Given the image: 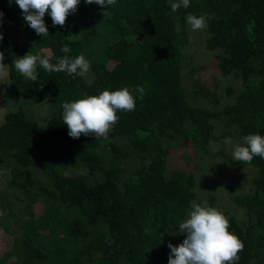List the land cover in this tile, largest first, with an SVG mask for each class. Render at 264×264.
I'll return each instance as SVG.
<instances>
[{
  "label": "trees",
  "instance_id": "16d2710c",
  "mask_svg": "<svg viewBox=\"0 0 264 264\" xmlns=\"http://www.w3.org/2000/svg\"><path fill=\"white\" fill-rule=\"evenodd\" d=\"M103 11L81 0L63 27H53L46 15L49 35L42 37L15 3L0 0V51L11 59L2 99L18 106L0 125V167H8L13 198L0 197V217L5 204V219L20 230L10 249L0 253V264H168V244L183 242L179 224L189 217L190 202L198 203L195 173L168 167L170 149L182 143L202 157L252 167L253 175L243 178L249 191L231 197L243 218L223 214L244 245L237 264H264V159L242 163L222 150L210 152L227 138H240L243 145L249 134L264 135V0H190L175 13L170 0H117ZM189 13L209 17L204 48L216 53L222 77L241 83L234 95L226 89L233 100L221 108L215 92L204 89L212 108L193 106L184 93ZM63 46L71 51L63 53ZM48 48L52 64L64 55H83L92 81L49 73L39 64L36 82L15 70L16 58L29 52L44 57L40 51ZM137 86L144 89L142 99ZM124 87L136 107L117 113L107 139L68 136L63 103ZM31 98L46 100L53 112L42 124L30 118L24 104L39 102ZM217 126L223 128L220 134ZM70 167L87 174L65 175ZM33 168L47 184L35 178ZM214 199L209 197L210 207ZM40 201L44 210L36 215L33 205ZM8 228L0 220V231Z\"/></svg>",
  "mask_w": 264,
  "mask_h": 264
},
{
  "label": "clouds",
  "instance_id": "9594fccd",
  "mask_svg": "<svg viewBox=\"0 0 264 264\" xmlns=\"http://www.w3.org/2000/svg\"><path fill=\"white\" fill-rule=\"evenodd\" d=\"M81 0H8L19 7L26 24L38 35L48 36L45 16H49L52 26L63 27L67 18L77 12ZM117 0H84L87 5L95 4L104 11L114 6ZM190 0H170V7L175 13L181 7L188 8ZM103 11V14H104ZM4 13L0 12V26ZM206 15L196 16L189 13L186 22L192 31L207 28ZM3 35L0 33V41ZM47 51V50H46ZM65 54L70 47L63 46ZM5 57L0 52V77L5 75L8 66L3 61ZM37 64L49 73L65 72L69 76L86 74L91 65L83 55L69 58L64 55L56 64L50 63L47 56L33 55L31 52L22 58H16L14 68L23 77L36 82ZM135 91L143 98L144 89L137 86ZM136 107V100L127 87L116 91L104 90L99 95L86 96L73 102L62 104L63 124L67 126L68 136L79 139L81 135L93 136L96 139H107L110 130L118 123V112H130ZM243 145H236L232 152L233 159L242 163H250L254 157L264 159V135L249 134L243 138ZM231 143V140H226ZM189 217L179 224V231L185 237L178 246L169 243L170 254L168 264H237L238 253L243 250L242 241L229 231L230 224L225 215L207 201L203 204L195 200L190 202Z\"/></svg>",
  "mask_w": 264,
  "mask_h": 264
},
{
  "label": "rangeland",
  "instance_id": "374dc122",
  "mask_svg": "<svg viewBox=\"0 0 264 264\" xmlns=\"http://www.w3.org/2000/svg\"><path fill=\"white\" fill-rule=\"evenodd\" d=\"M187 35L188 41L183 46L184 62L182 80L184 93L193 106L212 108V102L210 101L211 98L210 96H206L204 89H207L209 92H215L218 99V108H221L233 100V96H229L226 89L231 88L234 95L241 89V83L232 77L224 78L221 76L217 68V60L215 58L216 53L207 51L204 48V30L192 31L189 26ZM24 41L25 36L23 33L18 38V46ZM0 52H3L5 57L3 63L9 68L11 60L9 55L4 51ZM52 53L53 52H51L49 48L40 51L42 56H50ZM113 66L114 63L109 64V68H112ZM8 68L5 75L0 77V125L3 123L5 115L18 109V106L14 105L11 101L4 102L2 99V94L9 82ZM83 77L86 82L90 83L93 79V74L89 70L83 75ZM197 92H203L204 95H199ZM31 100L36 102L39 101L33 98H31ZM24 104L30 107L28 108L29 114L32 115L30 118L40 124H42L47 118H50L53 113L50 108L48 111L47 107H49V103L46 100L33 103L32 106L27 102ZM222 129L221 126H217V134H220ZM229 139L231 140V143H226V140ZM118 142H121V140L119 139ZM240 142V138H227L222 143L213 144L210 147V152L211 154H217L222 150L227 154L228 158L233 159L232 152L234 147L239 145ZM194 150L190 144L185 143L171 148L167 158L168 167L170 169L175 168L195 173L196 177L199 179V181L197 179L198 186L196 188L198 203L203 204L204 201L208 202L209 197L214 196L215 199L212 207L218 209L222 213L226 211L231 212L238 219H242L243 212L232 204L231 197L249 191L250 185L244 183L243 178L245 176L250 178L253 175L252 167L228 165L220 157H202L201 153L199 154L198 151ZM32 170L37 180L43 181L47 184L46 178L39 174L37 168H33ZM63 171L65 175H76L79 173L87 174L85 168L77 169L76 167H70L63 169ZM8 179V167H0V197L8 196L9 199L12 200L13 198L11 197V189L8 186ZM16 207H18L17 204ZM33 209L36 215L41 214L44 210L43 203L40 201L34 204ZM1 210L4 213V217H0V220L3 224H9L7 230L0 231V253L2 254L10 249L14 238L20 235V230L12 220L5 219L9 211L5 204ZM14 211L16 210L14 209ZM12 260L13 258H11V261Z\"/></svg>",
  "mask_w": 264,
  "mask_h": 264
}]
</instances>
